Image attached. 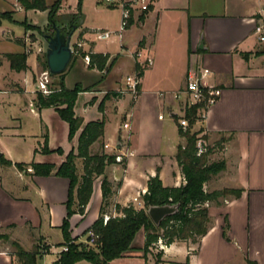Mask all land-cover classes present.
<instances>
[{"label":"crops","instance_id":"1","mask_svg":"<svg viewBox=\"0 0 264 264\" xmlns=\"http://www.w3.org/2000/svg\"><path fill=\"white\" fill-rule=\"evenodd\" d=\"M7 10H13L23 19L38 11L25 10L17 0H0V12ZM254 10V0H152L143 21H132L126 28V31L135 30V51L140 52V56L135 57L132 50L129 53L132 62L126 65L133 74L137 72V64L143 69L137 96L128 104L130 98L120 92L122 88L102 89L98 91L102 93L99 98H89L84 102V109L95 106V112L89 118L80 116L83 123L104 120L103 136L91 145V150L98 145L97 151L121 155L124 160L108 165L104 172L112 191L104 214H116L115 204H132L140 208L142 192L146 190L150 176L158 174L164 186L184 183L175 159L177 145L184 143L178 125V119L184 114V99H175L173 93L184 86L187 71L194 70L199 74L207 71L208 74L201 77V83L220 88L219 98L208 108L202 123H196L193 130L202 128L203 134L213 142L218 137H225L222 148L212 155V160H217V157L225 162L221 171L224 185L242 188L243 191L238 198L226 201L222 216L216 218L201 239L200 249L190 258L189 264L198 256L202 246L204 264H246V258L264 264V54H258L260 45L253 33L251 17ZM17 28L19 26L15 22H0V137L20 128L17 114L27 105L42 108L35 101L37 65L32 60L33 56L24 52V33ZM119 44L120 51L128 50L124 44ZM92 52L107 54L108 63L113 61L106 74L123 57L118 50L100 49L97 41ZM18 53L26 54V67L16 71L10 67L7 54ZM243 53L247 54L246 58ZM107 92L118 94L106 98L100 108ZM122 117H125L122 123H128V128L120 123ZM113 119L116 138L107 136L108 122ZM0 152L4 159L12 162V165L0 162V231L28 251L32 245V232H36V219H39L24 175L31 168L23 173L18 171L14 164L23 161L5 156L2 149ZM62 157L58 163H53L60 164ZM102 177L94 180L89 199L90 202L93 193L98 191L96 218L102 205ZM89 202L83 215L75 214L79 221L84 220ZM65 213L60 210L57 222L54 225L51 221L53 226L50 227L60 226ZM224 215L228 219L229 239L222 235ZM96 218L82 230L91 226ZM140 231L143 234L139 243H132L135 250L125 256L141 257L139 249L144 242V231ZM40 236L50 246L48 252H60V242L53 243L46 236ZM76 236L80 238L77 233ZM25 238L29 242L27 247ZM178 243L174 242L168 248L178 246ZM8 247L0 239V264H19L13 250H8Z\"/></svg>","mask_w":264,"mask_h":264},{"label":"trees","instance_id":"2","mask_svg":"<svg viewBox=\"0 0 264 264\" xmlns=\"http://www.w3.org/2000/svg\"><path fill=\"white\" fill-rule=\"evenodd\" d=\"M18 3L25 10H48L49 22L46 30L50 28V21L54 20V13L59 7L61 0H56L50 7L45 0H17ZM151 8V3L148 9L139 13L137 20L142 22L145 14ZM5 14V13H3ZM132 16L129 19V25L132 23ZM42 33V32H41ZM137 51H134V56ZM264 51H259L258 54H263ZM89 67H95L100 71H108L112 66V62L108 63V55L98 52H90ZM136 57V56H135ZM246 58L247 54L243 53ZM10 62V67L16 71L25 69V54H7ZM44 65L45 54H44ZM136 75L142 76V66L137 64ZM66 71V70H65ZM64 72L57 74L61 78L58 83V90H54L48 94L36 92L35 101L40 107H53L58 110L61 117H63L69 127L70 138L77 130L79 135L75 151L71 150L65 157V160L60 164L55 165L50 162H30L28 167L31 168V173L34 175H50L51 173L65 177L69 180V194L66 201L67 212L63 218L60 226L62 230L63 242L58 246H67V250L60 251L56 264H74L80 260H86L93 264H106L107 262L125 256L127 252L134 251L135 247L132 243L136 234L143 229L144 242L139 251L141 257L144 259L150 249L155 245H170L174 242H190L199 243L210 229L211 219L208 213V202H217L219 197L238 198L243 189L234 187H225L220 190L208 192L204 185L210 180L213 175L218 174L225 168V162L222 159L209 160V150L197 154V140L200 138L202 128L193 130L194 123L198 115V106H186L184 110V117L188 126L182 129L179 126V133L184 138L183 144H178L175 153V159L180 167V172L184 178V183L179 186H164L158 174L150 176L147 180V188L142 194L143 206L135 208L132 204L121 206L115 204L116 215L110 216L105 222L103 220L105 206L109 204L111 195V183L104 175L105 169L108 165L115 163V155L107 154L103 151L91 150V145L100 140L104 132V120H91L83 123V118L76 116L73 112V105L75 99L82 88L75 85L69 89L64 86L63 75ZM54 76V75H52ZM139 91V85H138ZM118 92H107L100 102V108L103 107L104 100L110 96H116ZM64 105L63 107H60ZM224 140V138H222ZM44 153L52 152L47 145L42 148ZM54 151L62 152L57 147ZM122 160L119 162H123ZM0 162L10 163L0 157ZM77 162L81 164L78 168ZM17 168L21 167L18 163ZM101 179L102 205L98 218L83 231L87 234L89 229L96 234V241L94 244L86 242H77V237H72L69 231V217L74 214H83L86 205L93 190V182L99 177ZM179 203V209L176 213L164 217L159 225H155L149 215L147 208L150 205H162ZM219 204V202H217ZM229 229L227 216L224 215V224L222 225V235L225 239H229L227 231ZM7 234L0 232V239L5 240L13 248V254L19 264H38L37 258L46 253L49 247H45L43 252L39 248L33 251L25 250L17 241L10 240ZM159 253H162L161 251ZM156 256H160V254ZM188 260L189 257L187 256ZM246 264H257L246 258ZM146 262V261H145ZM146 264V263H145Z\"/></svg>","mask_w":264,"mask_h":264},{"label":"rangeland","instance_id":"3","mask_svg":"<svg viewBox=\"0 0 264 264\" xmlns=\"http://www.w3.org/2000/svg\"><path fill=\"white\" fill-rule=\"evenodd\" d=\"M45 1L50 7L56 0ZM118 4V0L115 2H108L106 0H61L59 7L54 13V20L57 24L70 23L78 14H80L83 19V23L76 28L72 35L71 46L73 55L63 75V83L66 88L71 89L75 85H79L82 88V91L78 93L73 105V112L76 116H84L89 118L92 113L95 112V106L84 109V102L89 98H92L93 100L99 98L102 93H99L98 91L102 89H114L115 87L122 88L120 89V92L127 94L130 98L128 104H131L138 94V92H136V94H132L129 91V88L126 86V76L133 75L132 70L127 65L129 62H132L129 53L132 50H136L134 46L136 32L134 29L130 31L124 30L122 33L123 37L121 38H119L117 34H113L109 40L97 41V45L100 47V49L109 50L111 52L118 50L123 55L122 60H119L108 74H106V71L101 72L95 67L90 68V65L86 64L83 60L85 54H87V52L90 50L92 51L95 42L93 40L94 29H89L88 27H101L102 29L104 28L108 30H117L119 28L121 15ZM48 10L49 8L45 11L38 10L28 19H23L21 16L15 15L13 10L0 12V22L2 20H7L12 23L15 22L19 26V28H17L18 31H20V33H24L23 35L26 41L24 52L27 55H32V60L37 65V72L34 74V81L36 84L35 91L39 92H43L39 87V83L44 80V76L47 73V68L44 65L46 43L42 35L48 33V30L45 29L47 28L49 22ZM139 13L140 11L138 9L133 11V21H137ZM14 18H17L18 21L14 20ZM119 43H122L128 47V50L120 51ZM260 51H264V47L260 46ZM60 81L61 78L59 76L48 75L46 89L51 90V92L58 90V83ZM96 105L98 106V102ZM63 106L64 105L60 107ZM109 108L111 109V106ZM17 116L20 118V128H17L16 132H9L5 134V136L0 137V149L5 152V156L16 161H23L15 162L14 165L18 163L21 164V167L18 168V171H22L23 173L24 171L29 170L28 163L24 162H30L33 160L32 162L58 163L60 157H62L61 155H64V157H62L64 161L66 155L71 150L75 151L76 141L80 130H77L70 138L68 123L63 117L60 116L58 110L55 108H31L29 105H27L26 109L18 113ZM124 119L125 117H122L119 120L121 121L120 123H122ZM114 122V119L108 122L107 136L112 135L116 138V133L113 131ZM123 132L124 131H122V133ZM199 135L204 141V151L206 148L209 150L208 158L210 161H212V155L215 154V152H219L223 146L224 140H222V138L224 136L218 137V139L213 142L212 140H208V137L205 135V133L203 134V132H201ZM44 145H47L48 148L53 149V151L44 153L42 150ZM57 146H60L59 148L62 150V152L59 153L54 151ZM97 148L98 145H96L92 151H97ZM36 152L46 155L39 156L36 154ZM215 159L219 160L217 157ZM4 160L9 161L7 159ZM9 162L10 163L4 162L3 164L12 165V162ZM77 166L78 168H81L80 163L78 162ZM24 175L26 178V184L28 185V188L31 189L30 197L33 207L38 213L39 217V219H36L37 228L35 229L36 232H32V245L30 248H28V251H33L38 247L40 252H43L45 247L50 248V246L43 241L44 238H42L40 235L46 236L45 238L53 243L63 242L62 230L60 228L63 219L60 220V226H50H53V224L57 222L60 210L67 212L66 201L69 194V180L53 173L50 175H34L31 173V170H29V172ZM221 176V172L213 175L210 180L205 183L204 188L208 192L225 188L226 186L224 185ZM139 195L140 194H138V196ZM230 199L231 196H226L225 198L219 197L217 199L219 204L214 201L205 204V206H208L211 225L214 224L218 216H222V208L225 206L226 201ZM98 207L99 194L97 191L92 195L84 220L83 218L81 219L82 222L79 221L75 215L78 213H74L69 217V231L71 236H74L75 238L77 237V242L84 243L86 234L83 233V226H86L96 218ZM51 221L53 224H51ZM76 233L80 238L76 236ZM142 234V231H139L136 234L133 243L134 245L139 243L140 236H142ZM47 235L49 237H47ZM8 238L10 240H14L10 237ZM25 240L27 239L25 238ZM3 241L6 242L5 240ZM6 243L9 245L8 250H13L8 241ZM200 243L201 242H180L178 243V246L174 245L170 248H168L169 245H155L150 249V253L147 254L145 258L146 262L141 257L123 256L113 259L106 264H144V262L146 264H189L190 258L197 255L200 249ZM28 244V240L27 242H24L26 247ZM56 251L57 250H50V252L47 251L44 256L43 253L42 256L37 258V263L56 264V261L59 257V253H56ZM160 251L162 253H159ZM158 253L160 256L157 257L156 255ZM187 256L189 257L188 260L186 259ZM191 262L192 264H204L203 246L198 256L192 259ZM74 264L93 263L86 260H80Z\"/></svg>","mask_w":264,"mask_h":264},{"label":"built area","instance_id":"4","mask_svg":"<svg viewBox=\"0 0 264 264\" xmlns=\"http://www.w3.org/2000/svg\"><path fill=\"white\" fill-rule=\"evenodd\" d=\"M108 2H115L117 0H106ZM152 0H118L119 7H120V26L117 30H108V29H102L97 28L93 31V40L94 41H106L111 38L113 34H117L119 38L122 37V33L124 30H126L129 19L131 16H133V11L135 9H138L140 12L147 10L148 5L151 3ZM255 3V10L251 17V20L254 22V35L256 38L257 43L264 47V0H254ZM88 51L87 54L83 57V60L86 64L89 65L90 63V56ZM136 57L140 56V52L137 51L135 53ZM207 71H202L200 74L197 73L194 70H188L186 73L185 78V84L184 86L173 93V97L175 99H184V110L186 106L190 105H196L198 106L197 115L198 118L194 125L196 123L201 124L204 120V116L210 106H212L217 99L219 98L221 94V90L217 86H205L203 83H201V77L207 75ZM48 71L44 76V80H42L39 83V87L43 92L42 94H48L51 92V90L46 89V82L48 81ZM50 76V75H49ZM140 83V77H138L136 74L128 75L126 76V86L129 88V91L132 94H136L138 92V85ZM159 118H162V115H159ZM178 125L182 127V129H186L188 126V122L184 117H180L178 119ZM124 128H128V123L123 124ZM203 138L200 136V138L197 140L196 146H197V154H201L205 147L203 144ZM127 154H131L128 152ZM117 162H120L122 160L121 155H116L115 157ZM145 190L142 192L144 193ZM137 200V197L134 198V201ZM139 206H143V202L139 203ZM116 214H104L103 220L104 222L110 217L115 216ZM96 241V234L93 232V230L89 229L86 234V238L84 242L88 244H94ZM160 245L162 246L161 242L159 241ZM67 250V246H62L60 251Z\"/></svg>","mask_w":264,"mask_h":264},{"label":"water","instance_id":"5","mask_svg":"<svg viewBox=\"0 0 264 264\" xmlns=\"http://www.w3.org/2000/svg\"><path fill=\"white\" fill-rule=\"evenodd\" d=\"M82 22L83 19L80 14L70 23L57 24L53 20L50 21V28L53 33H45L42 35L46 43L45 62L49 75L60 74L68 67L73 55L71 38L76 28L81 25ZM201 43L202 42H200V47H202ZM178 209L179 203L150 205L147 208V214L155 225H159L164 217L176 213Z\"/></svg>","mask_w":264,"mask_h":264},{"label":"flooded vegetation","instance_id":"6","mask_svg":"<svg viewBox=\"0 0 264 264\" xmlns=\"http://www.w3.org/2000/svg\"><path fill=\"white\" fill-rule=\"evenodd\" d=\"M53 31L51 29H48V34H52Z\"/></svg>","mask_w":264,"mask_h":264}]
</instances>
